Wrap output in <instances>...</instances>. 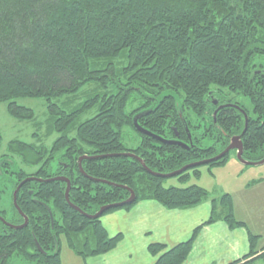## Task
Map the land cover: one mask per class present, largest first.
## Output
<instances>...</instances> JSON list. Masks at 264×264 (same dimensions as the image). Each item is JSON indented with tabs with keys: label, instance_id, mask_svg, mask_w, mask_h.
<instances>
[{
	"label": "trees",
	"instance_id": "1",
	"mask_svg": "<svg viewBox=\"0 0 264 264\" xmlns=\"http://www.w3.org/2000/svg\"><path fill=\"white\" fill-rule=\"evenodd\" d=\"M121 57L125 63L116 71L114 60ZM92 80L111 90L93 116L74 125L78 111L66 113L52 99ZM229 94L246 96L251 113ZM20 97L50 103L58 136L49 148L9 142L20 163L34 171L12 170L8 156L2 157L0 183L9 180L11 202L0 216L7 223H23L12 194L32 178L16 195L26 225L16 229L0 221V264H61V237L82 259L107 254L122 234L110 235L103 216L143 200L183 209L210 195L194 183L165 188L157 173L209 159L237 135L245 160L264 158V0H0V102H7L10 115L32 118L33 111L15 100ZM96 102L90 98L82 109ZM133 119L151 135L137 131ZM128 129L137 138L132 147L123 142ZM228 153L203 165L222 164ZM82 156H88L80 162L85 175L78 165ZM200 166L173 177L181 183L199 178ZM57 176L70 182L68 200L80 212L65 200L66 182L48 180ZM127 188L133 202L96 219L83 215L124 201ZM219 219L247 231L248 252L229 264L264 260V241L234 216L232 198L224 193L211 200L210 215L186 240L169 247L150 243L152 264H183L201 229Z\"/></svg>",
	"mask_w": 264,
	"mask_h": 264
},
{
	"label": "rangeland",
	"instance_id": "2",
	"mask_svg": "<svg viewBox=\"0 0 264 264\" xmlns=\"http://www.w3.org/2000/svg\"><path fill=\"white\" fill-rule=\"evenodd\" d=\"M124 60L123 57L114 60L116 71L123 66ZM107 87L106 89L101 82L92 80L80 87L76 92L53 98L52 102L66 113L78 111L73 121L74 125H78L98 111L103 94L105 92L109 93L111 90L110 85H107ZM228 96L251 113L252 106L246 96L242 94H229ZM93 97H96L97 102L89 108L82 109L86 100ZM15 100L18 104L30 108L33 111V116L30 119L14 117L7 111V102H0V162L2 157L7 155L11 162L10 169L22 168L31 172L36 167H29L20 163L21 156L13 154L8 147L9 142L15 140L32 146L44 145L49 148L58 133L53 128L54 116L52 111L49 110L50 103L45 98L20 97ZM69 135H75L74 128L69 131ZM136 140L134 132L130 129L124 130L123 142L127 147L135 146ZM209 142V140H204L202 144L208 145ZM6 169L8 170V167ZM198 171L201 174L200 178L191 176L187 182L181 183L175 177H168L163 180L162 185L167 188L170 186L185 187L193 183L202 184L209 190V198L212 194L213 197L217 196V198L224 193L229 194L232 198L234 216L237 219L246 220L250 230L260 235V243L264 241V211L259 208L260 204H262V207L264 206V182H260L261 184L257 186L250 183L256 180H264V163L255 166L243 165L237 160L235 151L231 150L224 163L211 167L202 165L198 168ZM7 175V172L4 173V176L7 177ZM9 176L11 175H8V179L10 178ZM213 183L220 184L223 191L220 189L212 191L213 187L211 186H213ZM247 183L251 185H248V189L244 191L243 186ZM10 202L9 180L2 179V183H0V208L8 209ZM253 204L258 206H253ZM60 239V256L66 258L74 255L67 247L64 238L61 237ZM255 264H264V260H257Z\"/></svg>",
	"mask_w": 264,
	"mask_h": 264
},
{
	"label": "crops",
	"instance_id": "3",
	"mask_svg": "<svg viewBox=\"0 0 264 264\" xmlns=\"http://www.w3.org/2000/svg\"><path fill=\"white\" fill-rule=\"evenodd\" d=\"M262 181L264 182L256 180L250 183L257 186ZM251 184H245L243 190L246 191ZM200 186L205 187L202 184ZM211 187L212 191H223L220 184L213 183ZM214 198L217 196L213 197L212 194L199 205L173 210L164 208L154 200H143L129 210L107 214L102 217V223L108 233L122 234L117 247L107 254L86 259L71 251L74 255L66 258L60 256L61 264H152L154 258L148 253L147 246L157 242L169 247L186 240L192 230L208 218L211 200ZM259 208L264 211L262 204ZM238 220L244 221L248 226L246 220ZM248 245L245 228L230 229L219 219L201 229L183 264H229L246 254Z\"/></svg>",
	"mask_w": 264,
	"mask_h": 264
},
{
	"label": "water",
	"instance_id": "4",
	"mask_svg": "<svg viewBox=\"0 0 264 264\" xmlns=\"http://www.w3.org/2000/svg\"><path fill=\"white\" fill-rule=\"evenodd\" d=\"M133 123H134V127L137 131H139L140 133L142 134H148V135H151L149 132H147L146 130L142 129L140 126L137 125V123L135 122V119H133ZM159 139V138H158ZM166 143H173L172 141H167V140H164ZM180 144V143H178ZM181 146L183 147H186V145L184 144H180ZM231 150H234L235 151V156L237 158V160L242 163L243 165H261L264 163V158H262L261 160H258V161H247L245 160L243 157H242V142H241V139H240V136H233L230 138V141H229V144L225 147V149L220 152L219 154L209 158V159H205V160H201V161H198V162H194V163H190V164H187V165H184L182 166L180 169L176 170V171H173V172H170V173H166V174H156L154 172H151L148 168L145 167V165L142 164L144 170L148 173H151V174H156L158 176H161V177H164V178H168V177H173L175 175H178L180 174L181 172L185 171L186 169L188 168H191V167H194V166H198V165H203V164H207L209 162H212V161H216L220 158H222L225 154H227L228 152H230ZM125 155H128V156H133L135 159L139 160L138 158H136L134 155L132 154H125ZM88 156H82V157H79L78 158V165H79V171L85 175L82 170H81V167H80V162L83 158H87ZM91 158H94V157H91ZM32 177H27L25 178L21 183H19V185L16 187V189L14 190V193H13V199H12V202H13V205L14 207L16 208V210L18 211V213L23 217L24 221L22 224L20 225H10L9 223H7L5 221V224L12 227V228H16V229H20L22 227H24L27 223V217L21 212V210L18 208V206L16 205V193L19 189V187L27 180H30ZM61 180V181H64L66 182V189H65V193H64V196H65V200L66 202L68 203L69 206H71L73 209L75 210H78L80 212V210L72 205L69 200H68V191H69V186H70V182L68 181V179H66L65 177H55V178H52V179H48V180ZM40 181V179H38ZM125 188V187H124ZM127 190L129 191V196L127 199H125L124 201L120 202V203H114V204H110V205H105L103 207H101L96 213L92 214V215H88V214H84L87 218L89 219H96L98 217H100L102 215V213L107 210L108 208L110 207H115V206H119V205H125V204H129L131 202L134 201L135 199V195H134V192L131 190V189H128ZM49 211V210H48ZM49 214H50V217L52 219V216H51V212L49 211ZM4 222V220H3ZM36 246L38 248L39 251H41L40 247L38 246V244L36 243Z\"/></svg>",
	"mask_w": 264,
	"mask_h": 264
},
{
	"label": "flooded vegetation",
	"instance_id": "5",
	"mask_svg": "<svg viewBox=\"0 0 264 264\" xmlns=\"http://www.w3.org/2000/svg\"><path fill=\"white\" fill-rule=\"evenodd\" d=\"M57 177H60V176H57ZM26 178H27V177H26ZM23 180H24V179H23ZM23 180H22V181H23ZM22 181H20L19 183H21ZM19 183H18V185H19ZM18 185H17V186H18ZM17 186H16V187H17ZM16 187H15V189H16ZM20 187H21V186H20ZM20 187H19V188H20ZM15 189H14V190H15ZM18 190H19V189H18ZM17 192H18V191H17ZM13 193H14V191H13ZM16 195H17V193H16ZM12 199H13V194H12ZM12 203H13V202H12ZM3 220H4V219L0 216V221H1L2 223H3ZM6 222H7V221H6ZM4 223H5V220H4ZM5 225H6V224H5ZM10 225H11V224H10ZM6 226H8V225H6ZM15 226H17V225H15ZM8 227H10V226H8ZM11 228H12V227H11Z\"/></svg>",
	"mask_w": 264,
	"mask_h": 264
},
{
	"label": "bare ground",
	"instance_id": "6",
	"mask_svg": "<svg viewBox=\"0 0 264 264\" xmlns=\"http://www.w3.org/2000/svg\"><path fill=\"white\" fill-rule=\"evenodd\" d=\"M71 202V201H70ZM72 256V255H71Z\"/></svg>",
	"mask_w": 264,
	"mask_h": 264
}]
</instances>
